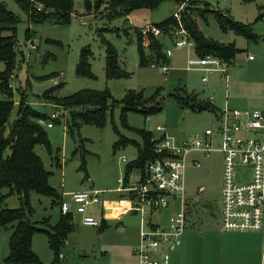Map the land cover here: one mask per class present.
Returning a JSON list of instances; mask_svg holds the SVG:
<instances>
[{"label": "rangeland", "instance_id": "374dc122", "mask_svg": "<svg viewBox=\"0 0 264 264\" xmlns=\"http://www.w3.org/2000/svg\"><path fill=\"white\" fill-rule=\"evenodd\" d=\"M0 1L19 16L17 38L22 44L11 76L15 106L7 132L10 123L17 117L22 90H26L28 100L45 113H51L53 109L41 96L55 85H62L56 91L60 97L90 88L108 89L117 100H121L129 90L142 91L145 97L159 93L163 98L161 113L145 116L130 112L127 124L133 128L123 122L121 106L116 105L109 110L104 126L82 123L80 129H74L72 133L67 124L70 111L59 108L54 111L59 113L60 121H47L45 126L52 153L42 144L35 146L46 168L52 171L50 183L62 193L63 200L70 202L72 193L89 188L98 190L101 200L88 207V213L100 221L105 220L104 225L99 227L82 223L81 215L76 212L77 204H73L75 227L62 245L64 257L60 259L61 264H135L137 257L133 248L139 243L142 217L131 212H125L120 215L122 217L110 218L111 212L105 216V201L107 198H124L125 192L118 190L119 179L125 177L127 165L138 157L139 148L135 142L117 148L115 143L121 137H127L142 145L143 139L137 129L143 128L154 134L157 143L160 136L156 129L158 124L164 125L168 133L179 140L202 135L208 128L216 130L218 120L214 111H195L178 102L174 94L184 90L193 92L201 100H211L222 110L258 108L264 96V0H200L197 12L202 31L216 41L234 43L240 49L235 58L227 63L224 76L221 71L190 67L189 59L199 57L195 49L187 46L176 48L175 38H164L162 33L157 36L161 38L165 52L169 48L173 50L170 62L166 64L168 71L160 65L153 67L151 61L141 65L137 29L143 32L145 27H152L179 13L188 0L181 4L167 0L155 9H135L128 16L113 19L109 18L106 5L99 10L88 11L85 0H74L73 19L66 25L53 21L30 23L27 13L16 0ZM205 3L210 10L201 14L200 11L206 9ZM217 12L250 25L258 38H247L231 28L223 30ZM29 27L34 31L33 38L29 40L37 45L36 50L26 44ZM105 40L116 47L121 65L130 72V76L109 78L106 75ZM144 44H148V33L144 35ZM85 47L93 53L89 59L93 76L77 74V64ZM5 67V63L0 61V71ZM204 76L207 82H203ZM212 145L214 150L210 155L192 152L188 157L184 176L189 205L188 222L182 244L172 255V264H262L264 233L224 230L221 226L219 210L213 204L222 201L224 154L218 138L213 140ZM193 159H198L200 165H195ZM140 176V169L134 168L130 180ZM8 191V188H0V198ZM31 202L35 208L34 221L50 217L52 225L58 222L62 213L61 203L54 204L51 197L37 192L31 193ZM21 205L19 195L12 194L4 198L0 208ZM176 205L172 202L169 208L160 211L159 216L156 213L153 220L167 223L178 209ZM120 212L123 211L117 213ZM145 221L148 222L149 218ZM33 243L43 264H51L54 252L47 235L37 233ZM5 251H9V231L3 228L0 231V255ZM0 264L3 263L0 261Z\"/></svg>", "mask_w": 264, "mask_h": 264}, {"label": "trees", "instance_id": "16d2710c", "mask_svg": "<svg viewBox=\"0 0 264 264\" xmlns=\"http://www.w3.org/2000/svg\"><path fill=\"white\" fill-rule=\"evenodd\" d=\"M86 10H99L106 5L110 19L120 16H128L133 10L140 8L155 9L167 0H85ZM184 3L186 0H174ZM27 13L30 23H42L53 21L66 25L73 19L74 0H16ZM187 4L176 14L167 19L153 24L160 28L164 38L173 37V32L184 28L189 37L195 43V51L198 56L215 55L224 61L231 62L239 48L234 43L225 44L207 36L200 28L198 22V8L200 0H188ZM201 14L209 11L208 3ZM264 17V15H263ZM218 22L223 30L231 28L247 38L257 39L250 25L238 22L227 14L217 12ZM20 18L12 12L4 2L0 1V61L6 65L0 71V188H8L7 195L17 194L22 205L15 208H0V231L3 228L12 229L9 238V252L3 259L4 264H43L39 254L33 248V239L37 233H45L48 242L54 252L51 264H61L60 254L68 234L74 229V213L60 214L56 224L50 223V217L41 221L32 219L35 208L31 202V193L49 196L54 204H60L63 195L50 183L52 171L48 170L41 156L35 151L37 144H42L52 153V145L46 124L41 120L59 122L60 117L53 118L51 113L38 110L29 100L27 91H21L20 102L16 119L7 126L13 108L15 106L14 88L11 87V76L17 66V52L19 41L17 38L18 23ZM138 46L141 57V65H147L150 61L160 65L169 63V57L164 50L161 38L153 32H148V44H144V35L140 28L137 29ZM34 31L31 27L27 30V38L32 39ZM106 44V75L109 78H121L130 76V72L124 69L120 62L119 52L109 41ZM92 51L89 47L82 49L80 60L77 64V74L93 76L90 57ZM62 85H55L46 90L41 98L50 103L54 110L59 108L70 111L68 128L73 133L74 129H80L81 124H94L104 126L110 109L116 105L121 106V119L127 124V116L130 112H138L145 116L161 113L163 110V98L159 93L145 97L142 91L129 90L121 100L113 97L108 89L98 90L85 88L71 95L60 97L56 91ZM174 96L178 102L195 111L211 110L216 114L220 109L211 100H201L193 92L184 90L176 92ZM60 109V110H61ZM142 136L141 145L135 139L121 137L115 147L135 142L139 148L138 157L126 167L125 181H130V173L134 168L141 171V179L147 176L149 162L157 157L155 151L156 140L154 134L147 129H137ZM88 177V176H87ZM0 198V206L4 198ZM105 220L103 219L102 225Z\"/></svg>", "mask_w": 264, "mask_h": 264}, {"label": "built area", "instance_id": "2783aa9c", "mask_svg": "<svg viewBox=\"0 0 264 264\" xmlns=\"http://www.w3.org/2000/svg\"><path fill=\"white\" fill-rule=\"evenodd\" d=\"M183 8V7H182ZM179 17V13H176ZM153 32L160 35L161 30L155 26H147L143 34ZM176 48H195L194 41L184 28L173 32ZM32 49L37 45L32 40L27 41ZM22 44H19V50ZM171 48L166 50L170 57ZM253 58V56H250ZM160 64L152 63L153 67ZM188 65L203 71L227 72V62L215 55L189 59ZM164 71L168 66L160 65ZM207 82V77H203ZM51 116L57 118L59 113L52 111ZM218 127L206 129L202 135L179 140L168 133V129L158 124L160 132L155 151L157 157L150 161L147 176L144 179H119V191L124 198L114 206L108 207V212H131L142 217V228L139 243L133 248L137 257L135 264H172V255L182 244V236L188 222V198L185 191V169L188 157L192 152H202L210 155L214 150L212 142L215 138L220 141V150L224 154V173L222 201L219 213L221 226L224 230H241L264 233V105L257 109L220 110L217 114ZM46 124L47 121L41 120ZM126 160V158H123ZM195 165H200L198 159H193ZM99 191L93 188L72 193L71 201H61L63 214L76 212L81 215L82 223L99 227L102 221L88 213V207L100 203ZM175 202L178 209L172 214L167 223H156L153 216L169 208ZM117 205V206H116ZM122 213V212H120ZM145 218H149L146 222ZM264 250V245H263ZM64 257V254H60ZM264 264V254L262 257Z\"/></svg>", "mask_w": 264, "mask_h": 264}, {"label": "crops", "instance_id": "0c3cea01", "mask_svg": "<svg viewBox=\"0 0 264 264\" xmlns=\"http://www.w3.org/2000/svg\"><path fill=\"white\" fill-rule=\"evenodd\" d=\"M176 14V13H175ZM173 54V53H172ZM169 62H170V58H169ZM205 77V76H204ZM47 104V103H46ZM263 105H264V96H263V98H262V100L260 101V106L258 107V108H261V107H263ZM50 106V105H49ZM255 109H257V108H255ZM221 110V109H220ZM53 111V110H52ZM51 111V112H52ZM122 194V193H121ZM118 200L119 199H111V198H107L106 199V201H105V204H106V212H108V206L107 205H110V204H112V203H117L118 202ZM122 214H125V212H122V213H113L111 216H110V218H112V217H122V216H120V215H122ZM136 215V214H135ZM106 216V215H105ZM107 218H109V217H107ZM126 227V226H125ZM125 227H122V228H125ZM5 230H7V231H9V238H10V235H11V232H12V229H9V228H5ZM33 248H34V243H33ZM34 250L35 251H37L36 250V248H34ZM9 252V251H8ZM8 252H3L1 255H0V261L3 263V259L7 256V254H8ZM4 264V263H3Z\"/></svg>", "mask_w": 264, "mask_h": 264}, {"label": "flooded vegetation", "instance_id": "af4514ba", "mask_svg": "<svg viewBox=\"0 0 264 264\" xmlns=\"http://www.w3.org/2000/svg\"><path fill=\"white\" fill-rule=\"evenodd\" d=\"M213 206L215 207V209L219 210V208H220V203H219V201H216V202L213 204Z\"/></svg>", "mask_w": 264, "mask_h": 264}]
</instances>
